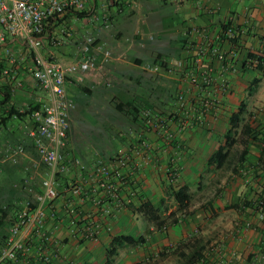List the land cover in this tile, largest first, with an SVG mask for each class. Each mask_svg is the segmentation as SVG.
Here are the masks:
<instances>
[{
    "label": "crops",
    "instance_id": "0c3cea01",
    "mask_svg": "<svg viewBox=\"0 0 264 264\" xmlns=\"http://www.w3.org/2000/svg\"><path fill=\"white\" fill-rule=\"evenodd\" d=\"M85 1L83 16L68 13L52 23L51 30L59 42L53 44V38H49L47 48L52 53L56 52L51 48L54 45L66 48L64 59L58 56L68 63L81 57L85 36L93 34L112 50L113 57L105 60L99 53L96 68L67 76L66 91L74 101L71 121L85 92L95 114L105 111L101 105L104 98H115L130 108L137 106L167 117L174 136L166 139L160 131L137 123V134L116 151L115 145L108 146L107 138L100 134L94 138L99 145L86 149L69 130L65 152L81 157L87 165L99 159L109 161L137 145L141 138L151 145V161L131 174L127 188L121 190L123 197L134 190L133 202L108 220L95 213L90 201L78 204L69 187L85 171L70 166L60 176L59 195L50 202L46 228L53 233L58 249L50 250L53 258L46 264H184L182 255L194 248H201L204 255L203 262L197 264H264V221L257 212L264 200V77L248 94V86L261 77V72L254 66L244 67L248 54L262 47L264 0ZM92 13L107 15L110 26L91 22ZM230 19L242 30L236 47L222 39ZM197 27L208 32L213 46L220 45L226 51L223 62L208 51L196 63V42L202 40L195 31ZM21 43L10 39L2 46L20 51ZM180 61L182 67L177 64ZM211 63L216 68L215 83L206 86L193 82L190 72ZM15 68L16 82L21 86L10 88L8 102L3 101L2 91L9 79L3 74L0 78V159L4 160L0 166V210L7 205L18 212L35 203L34 191L42 190L47 169L29 135L34 118L8 116L9 109L12 105L20 111L30 105L42 107L48 96L33 79L24 59H19ZM222 79L230 83L227 90L220 88ZM181 92L184 106L178 101ZM196 99L203 103H196ZM204 100L212 105L205 106ZM243 101L246 111L237 128V141L219 167L210 157L226 143L230 118ZM185 113L187 122L180 126L178 117ZM245 125L249 132L243 131ZM18 147L23 151L13 161L11 153ZM175 168L178 177L172 180ZM183 186L189 198L181 205L175 192ZM83 215L94 216L99 222L97 239H81L74 229L72 220ZM5 219L2 221L9 223ZM247 220H252V227L245 225ZM11 222L5 233L0 230V249ZM25 235L27 249L12 264H44L42 241L35 233ZM116 235L140 240L123 244L112 253Z\"/></svg>",
    "mask_w": 264,
    "mask_h": 264
},
{
    "label": "built area",
    "instance_id": "2783aa9c",
    "mask_svg": "<svg viewBox=\"0 0 264 264\" xmlns=\"http://www.w3.org/2000/svg\"><path fill=\"white\" fill-rule=\"evenodd\" d=\"M85 11V0H0L2 74L9 79L12 90L21 86V82H16L18 72L15 67L19 59H24L33 79L46 91L48 96L41 109L31 114L35 125L29 129V135L33 139L40 161L47 169L46 176L41 181L42 191L36 194L34 207L28 204L18 211L10 225L5 243L0 249V264H12L24 254L27 249L26 232L35 233L42 241L43 263L51 262L53 255L50 250L58 249V244L55 242L53 233L46 228L47 218L51 211L50 202L59 195L60 176L70 166L74 165L85 171V175L76 179L69 187V191L78 204L82 205L90 201L96 208L95 213L98 211L104 220H108L110 216L133 202L135 191L131 189L127 196L123 197L121 190L127 188L131 174L143 170L151 161V145L142 138L137 145L120 152L113 159L97 160L89 165L79 157L65 152L71 126V111L74 107V101L65 87L67 76L96 68L99 53L105 60L113 57L112 50L93 34L85 36L81 47V57L76 60L65 63L57 59L52 52H48L49 38H53V44L59 42L51 30L52 23L65 14H79ZM89 19L93 23H101L105 27L110 26L109 18L105 14L92 13ZM195 31L202 39L196 42L198 53L196 63L208 51L223 62L226 51L220 45L213 46V41L204 28L197 27ZM241 32V28L230 19L225 24L222 39L232 47H236ZM10 39H16L18 43L22 42L23 49L18 51L9 45L3 47V43L7 44ZM253 61L249 59L248 63ZM177 64L181 67L184 65L183 61ZM194 69L196 73H194L195 70L190 72L193 82L206 86H212L215 83L216 68L212 63L202 68L196 66ZM220 88L223 90L230 88L229 81L222 79ZM178 101L181 106L185 105L184 93L179 94ZM196 103L203 102L196 99ZM204 105L211 106L212 102L204 100ZM142 116L145 128L160 131L166 139L174 136L168 127L167 117L147 109L143 110ZM178 118L180 126H183L188 117L185 113L184 116ZM202 118L204 119V115L199 120ZM22 151V147L16 148L11 153L12 160L16 161V155ZM3 161L0 159V166ZM171 177L172 180L178 177L176 168L171 171ZM258 206V217L264 221V200ZM72 224L81 239H97L100 225L94 216L83 215L80 219L72 220ZM245 225L252 227V220H247Z\"/></svg>",
    "mask_w": 264,
    "mask_h": 264
},
{
    "label": "trees",
    "instance_id": "16d2710c",
    "mask_svg": "<svg viewBox=\"0 0 264 264\" xmlns=\"http://www.w3.org/2000/svg\"><path fill=\"white\" fill-rule=\"evenodd\" d=\"M85 12L79 13L80 16H83ZM238 40V39H237ZM249 59H253L254 61L251 63H248ZM248 60L244 63V67L249 66L252 64L259 72H261V77L255 78L251 81V84L248 86V94H251L256 86V84L264 77V35L262 36V47L254 52H251L248 54ZM2 68H3V62L0 59V78L2 77ZM11 86L10 84L5 86V90L2 91L3 93V101H10L12 97V90L10 89ZM116 108L119 112L124 114L126 117H128L130 120L136 122V124L140 123L143 124V110L140 109L137 106H133L130 108V106L126 105L124 102H118L116 103ZM41 109V104H36V105H30L28 108H26L24 111H20L18 108H15L13 105L9 109V115L8 116H13L16 115L18 117L22 116H27L31 115L34 111ZM246 111V102L243 101L240 105L238 110L232 114L230 118V124L231 127L228 130L227 134V140L224 145H222L211 157L210 161L215 162L217 166H222L229 156L232 147L236 143V132L239 124L243 120V115ZM247 130L249 132L251 129L247 127L246 125L243 127V131ZM42 190L40 189L38 192H41ZM189 194L186 192V187L183 186L181 187L178 191L175 192V199L181 204L184 205L185 202L188 200ZM31 207H34L36 205L35 203H29ZM10 208L6 205L5 207H1L0 210V216L2 219L7 218L9 214ZM18 213V212H17ZM12 215V220L17 216ZM2 219L0 223H2ZM10 220V222L12 221ZM12 221V222H13ZM11 222V224H12ZM7 237V236H6ZM139 239H136L135 237L131 235H116L112 239V244H111V249L110 252L114 253V251L117 250L118 247L122 246L123 244H132V243H137ZM186 244V243H185ZM194 248V247H193ZM184 257V264H197L200 263L201 261L203 262L204 255L202 253L201 248H194L190 254H183Z\"/></svg>",
    "mask_w": 264,
    "mask_h": 264
},
{
    "label": "rangeland",
    "instance_id": "374dc122",
    "mask_svg": "<svg viewBox=\"0 0 264 264\" xmlns=\"http://www.w3.org/2000/svg\"><path fill=\"white\" fill-rule=\"evenodd\" d=\"M60 46L61 45H54L51 47L54 51H56L53 55H55L57 59H59L60 56L64 59V52L66 51V48ZM59 54L60 56H58ZM70 60V58H65L64 61ZM83 94L85 96H83V98L80 97V102L77 104V107L74 108L70 130L72 137H74L78 142L80 141L84 148L89 149L91 148L90 146L95 143L99 145L98 141L94 138L96 134H100L107 138L106 141L108 146H112L113 144L115 145V150L118 151L122 148V146L128 143L129 139L133 137L132 135L137 134L138 130L136 122L130 120L117 110L116 103H118V100L111 98L110 101H107V99L104 98V102H102L101 105L105 107V111L95 114L91 109L90 102L87 101L89 95L85 92ZM107 123H110L109 127L106 126ZM106 135H108V137ZM110 152L111 151L106 152L103 157H106ZM34 192L35 194L38 193L37 190ZM16 212V209H10V216H8L5 220H8L10 223L12 215ZM9 223H4V221H2V223H0V230L5 233Z\"/></svg>",
    "mask_w": 264,
    "mask_h": 264
}]
</instances>
